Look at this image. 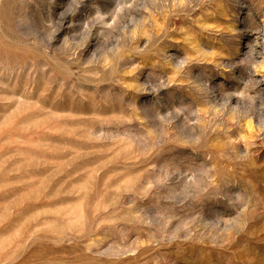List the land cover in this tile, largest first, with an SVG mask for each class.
Segmentation results:
<instances>
[{"label":"rangeland","instance_id":"rangeland-1","mask_svg":"<svg viewBox=\"0 0 264 264\" xmlns=\"http://www.w3.org/2000/svg\"><path fill=\"white\" fill-rule=\"evenodd\" d=\"M0 264H264V0H0Z\"/></svg>","mask_w":264,"mask_h":264}]
</instances>
